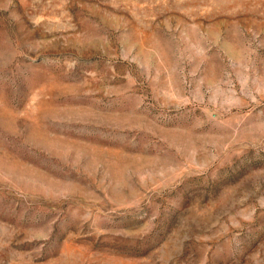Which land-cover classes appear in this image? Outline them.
Instances as JSON below:
<instances>
[{
  "label": "rangeland",
  "instance_id": "1",
  "mask_svg": "<svg viewBox=\"0 0 264 264\" xmlns=\"http://www.w3.org/2000/svg\"><path fill=\"white\" fill-rule=\"evenodd\" d=\"M0 264H264V0H0Z\"/></svg>",
  "mask_w": 264,
  "mask_h": 264
}]
</instances>
